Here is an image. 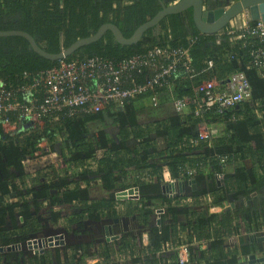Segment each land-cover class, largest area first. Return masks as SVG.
<instances>
[{"label": "trees", "instance_id": "trees-1", "mask_svg": "<svg viewBox=\"0 0 264 264\" xmlns=\"http://www.w3.org/2000/svg\"><path fill=\"white\" fill-rule=\"evenodd\" d=\"M230 1L237 0H215L208 2V7H220ZM161 9L159 0H0V30L27 31L46 51L58 53L76 40L93 35L106 23L117 25L126 37H131ZM158 27V32L157 27L148 30L132 46L115 42L108 32L68 59L95 55L112 59L131 57L165 44L168 31L172 46L189 47L188 38L199 37L191 46L195 75L181 73L170 90L160 91V99L169 94L175 96L173 99L193 98L195 88L203 81L221 80L241 70L250 83L251 101L241 103L238 109H213L195 117L194 106L186 115H180L171 100L165 103V117L148 123L142 121L147 108H138L135 104L151 102L140 97L126 102L123 109L106 106L99 112L78 113L58 123L42 120L41 124L21 126L25 129L20 131L19 127L13 134L1 131L0 246L20 245L33 235L42 234L46 226L43 218L53 228H59L62 219L68 217L66 209L56 208L60 205L77 209L72 224L79 227L85 226L88 220L116 217L118 201L114 195L93 200L89 189L81 183L89 185L101 179L108 190L127 188V167L141 173L147 171L150 179L157 177L158 180L157 183L137 181L142 196L140 202L127 204L129 215H135L140 223L147 225L155 216L148 202L157 198L167 205L172 222L166 223L164 215L160 220L156 218L148 231V244L144 243L142 233H128L116 241L67 245L45 253L33 249L0 253V264H92L88 259H97L94 264H180L175 254H163L167 243L174 247L189 244L190 260L186 264H241L243 256L263 252V245L255 240L233 247H228L226 240L261 229L264 204L260 208L231 207L222 213H209L207 207L232 203L264 188V114L262 117L256 114V108L264 105V77L252 64L250 46L231 41L227 36L217 44L216 34H201L192 14L185 12L167 16ZM209 60L213 66H209ZM57 64L58 61L47 60L34 52L23 37H0V79L23 84L25 72H37ZM220 121L226 123V130L211 146L202 142L196 146L189 144L190 139L199 138L200 125ZM59 135L64 139L62 144L58 141ZM157 137L165 139L166 150L158 151ZM42 142H47L49 152L59 151L64 160L75 165L76 172L62 174L54 165L28 171V160L45 154L39 146ZM98 151L105 153L98 157ZM218 156H225L227 163L237 165L233 175L223 172L225 164L219 162ZM247 159L252 162L251 168L245 166ZM89 161L97 162L96 170L86 166ZM195 162H204L216 174H222L224 185L219 187L213 181L191 196L192 203L179 206L177 201L182 197L165 195L161 182L167 170L172 179L178 180L182 168ZM206 178L203 171L195 177L200 185ZM12 194L17 197L16 201H11ZM206 196L211 197V202L202 200ZM178 215H185L186 220L175 222ZM182 232L187 233L185 241L181 238ZM204 243L206 247L202 248Z\"/></svg>", "mask_w": 264, "mask_h": 264}, {"label": "built area", "instance_id": "built-area-1", "mask_svg": "<svg viewBox=\"0 0 264 264\" xmlns=\"http://www.w3.org/2000/svg\"><path fill=\"white\" fill-rule=\"evenodd\" d=\"M160 27H157V32ZM203 34V33H201ZM231 41H242L249 44L252 64L264 77V21H252L250 17L234 18L222 31L216 33V42L220 44L223 37ZM165 44L149 48L146 52L131 57L112 59L100 55L81 59L79 57L63 58L58 64L37 72H25L23 84H15L8 79H0V124L32 126L33 120L58 123L65 117L78 113H96L106 106H124L129 100L146 97L152 105H157L160 91L171 89L174 81L183 73L193 77L191 46L199 37H189L188 46H172L171 32L166 34ZM213 66V61H208ZM251 101V88L244 71L238 70L221 80H206L195 88V96L173 99L175 111L186 115L194 106L195 117L213 109H235L241 103ZM14 130V132H15ZM218 134L216 128L200 133L199 138L190 139L192 146L204 142L212 145ZM187 143H183V146ZM221 164L228 158L218 156ZM96 161H89L87 167H96ZM208 164L195 162L182 168L180 178L169 179L163 185L179 180L191 181ZM82 170V168H80ZM79 169V170H80ZM144 180L151 182L149 177ZM211 202V197H204ZM191 203L190 199L177 202L179 206ZM144 240H149V236ZM180 264L190 260V253L178 249L174 252ZM124 262L123 259H119Z\"/></svg>", "mask_w": 264, "mask_h": 264}, {"label": "water", "instance_id": "water-1", "mask_svg": "<svg viewBox=\"0 0 264 264\" xmlns=\"http://www.w3.org/2000/svg\"><path fill=\"white\" fill-rule=\"evenodd\" d=\"M162 9L150 20L140 25L131 37H126L121 29L113 24H103L99 30L93 35L76 40L71 46L61 50L58 53H50L40 46L37 40L30 33L24 30H0V37L19 36L25 38L31 49L41 57L50 61H59L63 58L70 57L80 48L88 46L101 40L108 32H111L115 42L123 46H132L137 44L144 34L154 28L158 27L160 23L169 15L184 13L191 10L193 21L196 28L203 34H216L225 29L228 24L244 11H249L252 21H264V0H237L231 2L229 5H223L216 8L208 7L207 0H177L171 4L159 0ZM218 185L222 182L218 180ZM206 188L207 183L203 181L200 185L196 179L191 181L179 180L168 183L162 186V192L165 195L191 197L200 188ZM258 193H255L257 195ZM235 204H232L234 207ZM88 223L94 224L93 233H77L76 231H69L66 228H47L43 236L36 240V248L38 252L45 253L50 248L66 247L67 245H79L83 243L99 244L105 241L119 240L123 233H127L129 227H133L132 217H108L101 220H90ZM129 225V226H128ZM99 227H103L105 233L103 236L95 237L98 233ZM142 231L148 232L146 225L142 226ZM255 242H264V234L256 236ZM30 250L31 244H12L9 246H0V253H7L15 250ZM251 263L260 262L264 264V258L256 259L255 255L251 256Z\"/></svg>", "mask_w": 264, "mask_h": 264}, {"label": "crops", "instance_id": "crops-1", "mask_svg": "<svg viewBox=\"0 0 264 264\" xmlns=\"http://www.w3.org/2000/svg\"><path fill=\"white\" fill-rule=\"evenodd\" d=\"M177 0H168V3L167 4H171V3H173V2H176ZM208 2H213L214 3V1L215 0H207ZM231 2H233V1H231ZM130 2H126L125 4H129ZM141 104V105H140ZM138 108H140V107H142V106H146V104L145 103H136L135 104ZM125 106V105H124ZM124 106H120V107H117V109H123L124 108ZM162 108H164L163 106H162ZM238 109V108H237ZM147 111V110H146ZM146 111H144L145 112V115H146ZM153 112V111H152ZM152 112H149V114H150V116H153L152 115ZM256 114L259 116V117H262V115L264 114V105H259L258 106V108H256ZM148 114V113H147ZM163 115V117L162 118H164L165 117V112H163L162 114H160V116H162ZM146 118H148V120L146 119ZM162 118H159V119H162ZM146 119V120H145ZM150 119V117H148L147 115H146V117L144 118V119H142V121L143 122H148V123H150V122H153L152 120H149ZM159 119H157V120H159ZM38 124H40V122H38ZM4 126H6V125H4ZM4 126H2L1 125V127H0V138H1V131L2 132H4V133H6V134H13V133H15V132H12L11 130H7V129H4ZM213 128H216L217 129V131H218V134L213 138V140H212V143H213V141H214V139L215 138H218L219 136H221L224 132H225V130H226V123L225 122H219V123H216V124H211V125H205V124H203V125H200V127H199V129H200V133L202 132V133H205V132H207V131H209V130H211V129H213ZM25 128H23V127H20V131L21 130H24ZM18 130V131H19ZM18 131H16V132H18ZM135 143V142H134ZM155 143H156V146H157V149H158V151L160 150V151H162V150H166V142H165V139L164 138H162V137H157L156 138V141H155ZM202 143H204V142H202ZM205 144V143H204ZM40 146V148H41V144L39 145ZM206 146H207V144H206ZM49 151H50V149H49ZM105 153V151H98V157H102L103 156V154ZM51 154H54L56 157H61V159H62V155L60 154V152L59 151H54V152H51ZM41 155H43L42 157H40V159H35L34 160V162L32 163V164H28V166H27V169H28V171H30V172H34V171H36V170H39V169H43L44 167H46L47 165H44V162H45V158L47 157V156H44V155H46V154H41ZM197 156H202V154H196ZM39 157V156H38ZM43 158H44V160H43ZM28 163H29V160H28ZM54 166L59 170V172H61V168L58 166V165H55L54 164ZM98 166V165H97ZM97 166L96 167H92V168H90L91 170H96V168H97ZM245 166L247 167V168H251L252 167V162L249 160V159H247L246 161H245ZM236 167H237V165L235 164V163H227V164H225V165H223V172L224 173H228V174H234L235 173V169H236ZM73 168H74V171L72 172V173H75L76 172V168H75V165L73 166ZM126 171H127V180H126V184H128V187L127 188H122V187H118V188H115V189H112V190H108L107 188H105L104 187V185H103V182H102V180L101 179H95V180H93V181H91L90 183H89V185H87V184H85V183H81V186H83V187H86V188H88L89 189V191H90V194H91V197H92V199L93 200H99V199H103V198H111V195H114V197H115V199L118 201V203H117V210H118V212H117V216L118 217H124V216H127L129 213L128 212H130L129 211V209L127 208V204H129L130 202H132V201H130V200H126V201H123V202H121V200L119 199V198H117V193H119V192H125V191H127V190H131V191H135V190H138L139 189V192H140V188L138 187L139 185H137L136 183H137V181L138 180H141V181H144V182H146V183H150L149 181H146V180H144V178H146V177H148V174H147V171L146 172H143V173H141V171H138V170H136L134 167H127L126 168ZM257 171H258V173L261 175L262 174V172H261V170H258L257 169ZM145 173V174H144ZM203 173L206 175V176H208V178H206V183H207V187L210 185V183H212L213 181H215V183L218 185V180H220L221 182H222V185H220V186H223L224 185V183H223V181H222V174H216L215 172H214V169H212L211 167H208L205 171H203ZM62 174H64V172H62ZM71 174V173H70ZM142 174V175H141ZM144 174V175H143ZM209 177H210V179H209ZM153 180H151V182H153V183H157L158 182V180H157V177H154V178H152ZM169 179H171V175H170V171L169 170H167L166 172H165V175H164V179L162 180V182H161V188H162V186H163V183H166L167 182V180H169ZM74 185L72 184L71 185V188L73 187ZM219 186V185H218ZM219 186V187H220ZM254 189V188H253ZM255 193H258L257 195H255ZM99 196V197H98ZM167 196H169V197H174V196H172V195H167ZM177 197H182V196H177ZM99 198V199H98ZM10 199H11V201H16L17 200V197H15V195L14 194H12V195H10ZM186 199H190L191 200V203L193 202V200L191 199V197H186V198H181L180 200H178L177 202H180V201H183V200H186ZM205 203H206V201L204 200V197H203V199H202ZM135 204V203H134ZM190 204V203H189ZM189 204H185V205H189ZM232 204H235L234 205V207H232ZM262 204H264V188H262V189H258V190H255V191H253V193L250 195V196H248V197H241L239 200H237V201H234V202H232V203H225L224 205H218V206H215V205H208L207 207H208V210H209V213H222V212H224V211H226V210H228L229 208H227V206L228 205H230L232 208H235L236 206H245V207H255V208H260L261 207V205ZM185 205H183V206H185ZM167 206V205H166ZM66 207H68L69 209L67 210V212H68V217L67 218H65V219H62V221H61V223H66L65 224V226H64V228H66L67 230H69V231H75V227L77 226V224H75V225H73L72 224V222H73V220L75 219L74 218V216H73V214L75 213V210H77L74 206H72V205H60V206H57L56 208H64V209H66ZM230 207V208H231ZM116 216V217H117ZM104 218H107V217H104ZM44 219V222H45V224H46V226H45V230L47 229V228H53L48 222H47V220H46V218H43ZM186 220V216L184 217V218H181V219H178V220H175V222H177V223H179V222H184ZM89 221V220H88ZM88 221H86V222H84V225L86 226L87 224H91V223H88ZM167 223H169V222H167ZM8 226L10 227V223L8 222ZM44 230V231H45ZM44 231H43V233H44ZM255 232V231H254ZM253 232V233H254ZM42 233V234H43ZM245 233H247V232H245ZM244 233V234H245ZM252 232L249 234L250 236L253 234ZM42 234H40V235H33L32 236V238L36 241L40 236H42ZM262 234H264V232H262ZM261 234V235H262ZM243 234H241V235H239V236H242ZM186 236H187V233L186 232H182L181 233V238L185 241L186 240ZM238 236V237H239ZM256 236H254L253 238L252 237H250V242H252L253 240H254V238H255ZM234 239H236V238H234V237H232V238H228L226 241V243H227V245H228V243L229 244H231L232 243V241L234 240ZM31 240V239H30ZM149 241V240H148ZM148 241H145L144 240V243L145 244H148ZM245 243V242H244ZM189 244H182V245H180V246H178V247H174V246H172L170 243H167V245L165 246V248H164V250H163V254L164 255H169V254H166V250H170L171 251V254H174V252L177 250L178 251V249L180 248V249H183V250H186V248H188L187 250H189L190 251V249H189ZM206 247V245H205V243L202 245V248H205ZM228 247H233V246H228ZM190 253V252H189ZM96 263V262H95ZM94 264V263H93Z\"/></svg>", "mask_w": 264, "mask_h": 264}, {"label": "rangeland", "instance_id": "rangeland-1", "mask_svg": "<svg viewBox=\"0 0 264 264\" xmlns=\"http://www.w3.org/2000/svg\"><path fill=\"white\" fill-rule=\"evenodd\" d=\"M229 4H231V1L227 3V5H229ZM239 16H240V18L250 17V13L247 10V11H244L243 13H241ZM239 16H237V17H239ZM166 97L167 98H165L164 100L161 98L159 100L158 104L155 105V106L154 105H151V104L147 105L148 102L147 103L145 102V104L147 105V107L144 106V108H147L146 109L147 110L146 111V115L148 117H150L149 120L155 121V120L163 117V115L160 116V114H162L163 112H165V103L167 101L170 102L171 100H173V98L175 96L169 94ZM162 106L164 108H162ZM149 112H152V115L153 116H150ZM146 119L148 120V118H146ZM32 122H33L34 125H36V124H38L39 121L33 120ZM41 123L42 122H40V124ZM4 129L11 130L12 132H14V130H15L13 125L11 127L9 125H6V126H4ZM17 130L18 129H16L15 132ZM58 141H59L60 144H62L64 142V139H63V137L61 135H59ZM40 144H41L42 150L46 154L44 156H47L45 158L44 165L50 166V165H54L55 164V165H58L61 168L60 169L61 172L74 174V173H72L74 171V168H73V165L70 163V161H68L66 159L64 160L63 157L61 159V157H56L54 154H51V152H49V147H48L47 142H42ZM40 157H42V155H40ZM40 157H37V158H34V159L33 158L32 159L30 158L28 164H32L35 159L36 160L37 159H40ZM43 160H44V158H43ZM116 196H117V198H119L121 200V202L126 201V200H130V201H132L133 203L136 204V203L140 202V199H141V196L142 195H141V191L139 192V189H138V190H135V191L127 190L125 192H119V193H117ZM148 203L152 204L153 210H154V213H155V216H153V218L150 220V222L147 225L146 224H143V225H146L148 227V229H150V227L155 224L154 221L156 220V218L158 220H160V218H162L163 215H164V219H165L166 223L167 222H169V223L172 222V219L169 218V216H168L167 206H166V204L163 203L162 200L155 198V199L149 200ZM230 207H231L230 205L227 206V208H230ZM68 209L69 208L66 207V210H68ZM166 216H168V217H166ZM184 217H185V215H178L177 217H175V219L178 220V219H181V218H184ZM65 224H66L65 222L64 223H60V227L59 228H64ZM78 227H79V225L75 227V230H77ZM136 227H137L136 228V232L142 233L143 234V238H145V237L148 236V233L149 232L142 231V225H141V223L136 222ZM81 228H84V226H82ZM55 229H58V228H55ZM130 232H132V230ZM262 232H264V226H262V228L259 229V230H255L254 233L252 232L253 234L251 236L249 235L250 233H245L242 236L237 237L236 239H234L232 241L231 244L228 243V246H235V245L241 246L244 242L245 243H249L250 240H251L250 237L253 238L254 236H259V235L262 234ZM43 234H42V236H43ZM145 241H148V240H145ZM29 243L31 244V249L38 250L36 248V241L33 238H31V240L30 239L27 240L23 244H29ZM261 244L263 245V249H264V242L261 243ZM57 248H63V247H57ZM50 249L51 250H55V248H50ZM15 251H18V250H15ZM188 252H190V251L188 250ZM166 254H171V251L170 250H166ZM252 255H255L256 256V259L264 258V250H263V252H260V253H252V254H249V256H243L242 257L241 264H252L251 263V259H250ZM88 262L93 264V263L97 262V259H88ZM127 264H129V263H127ZM192 264H196V263H192ZM254 264H262V263L256 262Z\"/></svg>", "mask_w": 264, "mask_h": 264}, {"label": "flooded vegetation", "instance_id": "flooded-vegetation-1", "mask_svg": "<svg viewBox=\"0 0 264 264\" xmlns=\"http://www.w3.org/2000/svg\"><path fill=\"white\" fill-rule=\"evenodd\" d=\"M186 14H192V12H191V10H188V11H186L185 12ZM124 217H132V219H133V223H134V225L132 224V226L133 227H129V230L127 231V233H123V234H128V233H132V234H138V233H140V232H136V222H139L140 223V221L139 220H137L136 218H135V215H127V216H124ZM108 218V217H107ZM141 225L143 226V223H141ZM129 226V225H128ZM94 227H95V225L94 224H87L86 226H84V228H81V227H78V231H77V233H81V232H85V233H93L94 231ZM80 228V229H79ZM132 230V232H130ZM104 233H105V230H104V228L103 227H99V229H98V233L95 235V237H98V236H103L104 235ZM260 236V235H259ZM93 243H95V242H93ZM263 243V242H262ZM96 244V243H95Z\"/></svg>", "mask_w": 264, "mask_h": 264}]
</instances>
